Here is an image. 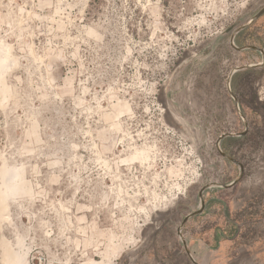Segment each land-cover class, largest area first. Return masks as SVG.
Returning a JSON list of instances; mask_svg holds the SVG:
<instances>
[{"label": "rangeland", "instance_id": "obj_1", "mask_svg": "<svg viewBox=\"0 0 264 264\" xmlns=\"http://www.w3.org/2000/svg\"><path fill=\"white\" fill-rule=\"evenodd\" d=\"M263 6L0 0V264H264Z\"/></svg>", "mask_w": 264, "mask_h": 264}, {"label": "water", "instance_id": "obj_2", "mask_svg": "<svg viewBox=\"0 0 264 264\" xmlns=\"http://www.w3.org/2000/svg\"><path fill=\"white\" fill-rule=\"evenodd\" d=\"M262 14H264V6H263V7H262V8H261L256 14H254V15L250 18V20H249L248 22H246V23L243 24L242 26L236 28L237 25L239 24V22H237V23H235L234 25H232L229 29L226 30V33H228V32H230L231 30H233V32L231 33L230 39H229L230 46H231L233 49H235V50H237V51H243V50H248V49H249V50H254V51L259 52L260 55H261V59H262V60H261L260 63L255 64V65H250V66H243V67L237 68L236 70L247 69V68H254V67L256 68V67H262V66H263V63H264V50H263V49L258 48V47L254 46V45L245 46V47H239V46L235 43V35H236L240 30H243L244 28H246L247 26H249L251 23H253L255 20H257ZM230 79H231V74L229 75V78H228V84L230 83ZM235 103L237 104V101H236V100H235ZM244 133H245V132H244ZM244 133H243V134H244ZM228 136H230V135H222V136H220L219 139L217 140V147H216V148H217L219 154H220L223 158L229 160L230 162H232V163H234V164H236V165L238 166V168H239V175H238V177H237L233 182H231L229 185H224V186H223L224 188H227V187H230V186H232V185H235L236 183L239 182V180H240V179L242 178V176H243V166H242V164H240L237 160H235V159L232 158L231 156H229V155H227L226 153H224V152L220 149V147H219V145H218V143H219L222 139H224L225 137H228ZM209 186H210V185H208V186H204L203 188H201V190L199 191V194H198V198H199V208H198L196 211L192 212L191 214L185 216V217L183 218V220L181 221L180 226H179L178 229H177V235L179 236V238H180V240H181V242H182V245H183L184 251H185L186 255L188 256V258L191 260L192 264H198V263L192 258V255H191V253H190V251H189V249H188V247H187V243H186V241L184 240V238H183L182 235H181V230H182L183 226L185 225V223H186L189 219H191V218H193V217H195V216H198L199 214L202 213L203 208H204V200H203V196H202V194H203L204 190H205L206 188H208Z\"/></svg>", "mask_w": 264, "mask_h": 264}, {"label": "flooded vegetation", "instance_id": "obj_3", "mask_svg": "<svg viewBox=\"0 0 264 264\" xmlns=\"http://www.w3.org/2000/svg\"><path fill=\"white\" fill-rule=\"evenodd\" d=\"M263 15V14H262ZM261 15V16H262ZM260 16V17H261ZM259 17V18H260ZM256 21V20H255ZM254 21V22H255ZM253 22V23H254ZM251 23L249 26H247L246 28H244L243 30H240L236 35H235V43L236 41H238L239 45L238 46H241L242 44L240 43V37L241 35L248 29L251 27V25L253 24ZM254 73V68H247V69H241V70H237L234 72L233 76L231 77L230 79V83L228 84V81H227V84H226V90H227V94L228 96L230 97V99L232 100L233 102V106H234V110L237 114V116L242 120L243 124H244V128L241 132H239V138H246L248 135L251 134L250 132V129L248 128V125L247 123L245 122V118H244V114H243V111L241 110V102L243 99H245V94L240 91V95H241V98H240V95L238 96V94L236 93H233V90H232V86L234 84V82H236V80H241L242 82H244L243 84V87L245 92L248 93V92H251L249 98H246L247 100V103L253 105L254 107L256 108H259L258 107V104L256 102V96H255V93L254 92V78L252 77L250 79V76H252ZM253 79V80H252ZM240 82V81H239ZM242 92V93H241ZM235 100L237 101V104L235 103ZM262 109L264 111V104H262ZM245 132V133H244ZM244 133V134H243ZM230 137V136H228ZM226 138V137H225ZM233 186V185H232ZM230 186V187H232Z\"/></svg>", "mask_w": 264, "mask_h": 264}, {"label": "trees", "instance_id": "obj_4", "mask_svg": "<svg viewBox=\"0 0 264 264\" xmlns=\"http://www.w3.org/2000/svg\"><path fill=\"white\" fill-rule=\"evenodd\" d=\"M236 44L239 45L238 41H236Z\"/></svg>", "mask_w": 264, "mask_h": 264}]
</instances>
